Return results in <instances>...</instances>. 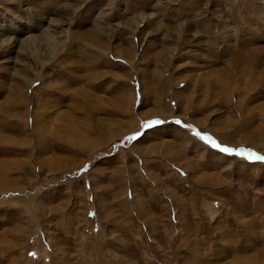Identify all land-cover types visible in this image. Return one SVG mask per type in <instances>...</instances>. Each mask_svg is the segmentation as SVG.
Wrapping results in <instances>:
<instances>
[{
  "label": "rangeland",
  "instance_id": "1",
  "mask_svg": "<svg viewBox=\"0 0 264 264\" xmlns=\"http://www.w3.org/2000/svg\"><path fill=\"white\" fill-rule=\"evenodd\" d=\"M0 264H264V0H0Z\"/></svg>",
  "mask_w": 264,
  "mask_h": 264
},
{
  "label": "snow or ice",
  "instance_id": "2",
  "mask_svg": "<svg viewBox=\"0 0 264 264\" xmlns=\"http://www.w3.org/2000/svg\"><path fill=\"white\" fill-rule=\"evenodd\" d=\"M196 135H199V133H196ZM214 146H216V145H214ZM222 151H230V150L225 148V149H222ZM236 154H237V155H244L243 152H237ZM249 158H258V157H254L253 154H250V155H249Z\"/></svg>",
  "mask_w": 264,
  "mask_h": 264
}]
</instances>
